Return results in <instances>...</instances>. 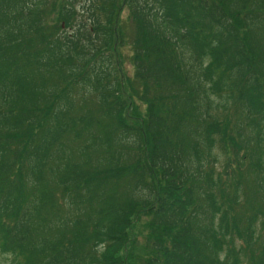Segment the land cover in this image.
Segmentation results:
<instances>
[{"label": "trees", "instance_id": "16d2710c", "mask_svg": "<svg viewBox=\"0 0 264 264\" xmlns=\"http://www.w3.org/2000/svg\"><path fill=\"white\" fill-rule=\"evenodd\" d=\"M0 251L264 264V0H0Z\"/></svg>", "mask_w": 264, "mask_h": 264}, {"label": "rangeland", "instance_id": "374dc122", "mask_svg": "<svg viewBox=\"0 0 264 264\" xmlns=\"http://www.w3.org/2000/svg\"><path fill=\"white\" fill-rule=\"evenodd\" d=\"M80 4H82L80 2ZM127 15V12L125 13ZM52 18H55V15L52 16ZM135 35V25L133 22H128L127 24H125V32H124V36L129 38V41L127 42L129 46L130 45V40L134 37ZM129 46H125L123 48L118 49L119 55H123V57L125 58V62L124 64L122 63V71H126L125 75H122V73L118 74V79L121 82V84L123 86L127 85V78H129V76L133 75V71H134V67H132L131 64H129L130 61H132V54H133V50L129 47ZM121 71V72H122ZM94 98V97H93ZM136 101V105L137 108L141 111L145 110L144 105H140L138 102V99H135ZM215 104L212 107V112L218 116L219 120L224 121L225 119H227V117L229 116V113L231 110H233V108H231V104H229L227 106V108H225L223 106V104H226V99L225 97L223 98H218L215 97L214 98ZM204 108L206 109V105L204 104ZM238 115H236L234 117V120H237ZM227 155L225 154L224 150L222 149L221 143L218 142L215 150L213 152V156L211 157V159L215 162L214 164V168L216 170L215 175L213 176L214 180H218L219 177L222 175H224V169L225 166L227 164ZM219 194L217 193V199H220L221 192H225L227 194V189H223L220 188L218 189ZM221 191V192H220ZM139 214V218H141V222L136 223L134 222L133 224L135 225L134 228V234H133V239H135L136 241H134L130 248L131 250H133L135 253L140 254V255H144L146 253V249H147V253H148V247H147V235H144V230H145V225L147 220L149 219L147 212H143L142 210L137 212ZM150 221V220H149ZM149 223V222H148ZM259 245V240L257 242L256 247ZM14 258L10 255V254H3L0 251V264H12Z\"/></svg>", "mask_w": 264, "mask_h": 264}, {"label": "bare ground", "instance_id": "6f19581e", "mask_svg": "<svg viewBox=\"0 0 264 264\" xmlns=\"http://www.w3.org/2000/svg\"><path fill=\"white\" fill-rule=\"evenodd\" d=\"M63 27H64V28H63V31H65V30H66V29H65V26L63 25ZM7 45L11 46V45H12V42H8ZM11 256L14 258V260H13V262H12V264H14L17 258H15L13 255H11Z\"/></svg>", "mask_w": 264, "mask_h": 264}]
</instances>
